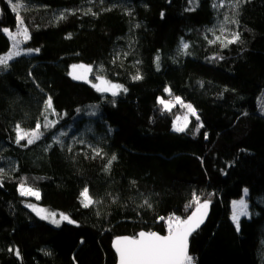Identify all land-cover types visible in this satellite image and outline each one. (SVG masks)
<instances>
[{
    "label": "trees",
    "instance_id": "obj_1",
    "mask_svg": "<svg viewBox=\"0 0 264 264\" xmlns=\"http://www.w3.org/2000/svg\"><path fill=\"white\" fill-rule=\"evenodd\" d=\"M20 2L30 38L0 66V264H117L115 239L167 235L168 217L195 211L194 194L212 213L191 237L192 264H264V0ZM16 25L0 0V55ZM80 64L127 91L73 79ZM184 105L203 123L178 132ZM37 123L43 135L18 144L16 126ZM22 183L74 223L43 221ZM244 197L237 228L232 203Z\"/></svg>",
    "mask_w": 264,
    "mask_h": 264
},
{
    "label": "snow or ice",
    "instance_id": "obj_2",
    "mask_svg": "<svg viewBox=\"0 0 264 264\" xmlns=\"http://www.w3.org/2000/svg\"><path fill=\"white\" fill-rule=\"evenodd\" d=\"M239 0H237V3ZM12 5V11L16 13L17 25L15 32L10 31L7 28L3 29V32L8 36L11 41V51L4 55H0V66L7 67L9 61L14 57L21 55L20 45L26 42L29 36V30L25 26L23 18L20 16V9L23 8V4L20 0L13 3V0H9ZM215 6V5H214ZM61 19L64 17L61 16ZM235 23V21H233ZM223 31V29H221ZM220 37H217L219 40ZM239 40V34L233 33L232 38L227 40V43H235ZM188 45L183 44V48L187 49ZM35 51H39L38 49ZM92 71L91 67L85 65H73L72 72L70 75L73 79H81L85 82L87 81V74ZM135 80L141 79L139 75L133 77ZM96 80L99 81L98 84H93L92 86L98 92H110L113 96H116L121 91H127L121 85L114 84L111 81L104 79L102 76L97 75ZM166 91H168L166 89ZM160 103L164 106L166 110H170L171 102H165L161 100ZM176 103H182L179 97H176ZM189 111L195 115V110L191 105H185ZM52 109V100L48 98L45 104V110ZM53 114L55 111L53 109ZM197 119H199L197 117ZM47 121V117H45ZM54 121H47L43 127L48 128L54 126ZM187 126V117H185V122L181 126H175L174 130L178 132H183ZM202 127V125H201ZM199 129H197L198 131ZM43 133L41 132V124L37 123L35 129L32 131H25L19 125L16 126V142L19 144L21 141L26 140L28 144L34 143L38 140ZM96 155H100L97 151ZM116 157L112 156L111 160H115ZM111 161H109V167ZM246 193V190H245ZM21 195H32L39 199V192L35 191L30 187H25L22 183L20 185ZM81 203L82 206L87 208L93 204V200L89 195L88 189L85 188L81 192ZM147 203V201H146ZM192 204H195V211L187 219H181L178 216H170L167 218V235H160L156 232H145L141 231L133 237H120L115 239L113 242V248L118 255L119 264H192V257L188 254V237L191 233L199 227L207 214V209L209 207V202H200L199 197L195 194L193 196ZM189 205V207L192 206ZM33 208V211L37 215H41V218L51 217V222L59 226L60 221H67L68 223H74L68 216L60 214V219L57 220L56 213H49L48 216L42 215L44 209H37L32 205H28ZM247 205L243 200L233 203V215L232 219L239 227V217L241 215H246ZM164 219V218H161ZM19 255V253H17Z\"/></svg>",
    "mask_w": 264,
    "mask_h": 264
},
{
    "label": "rangeland",
    "instance_id": "obj_3",
    "mask_svg": "<svg viewBox=\"0 0 264 264\" xmlns=\"http://www.w3.org/2000/svg\"><path fill=\"white\" fill-rule=\"evenodd\" d=\"M22 49H23V46H22V44L20 45V52L22 53ZM12 50V49H11ZM10 50V51H11ZM24 51V50H23ZM24 53H26V52H24ZM28 54L30 53V52H27ZM22 55V54H21ZM20 56V55H19ZM18 56H16V57H14L11 61H13L14 59H16ZM11 61H9V62H11ZM80 65H82V64H80ZM86 66V65H85ZM71 72H72V67H71ZM91 73V72H90ZM90 73H88L87 74V81L88 82H86V83H89V84H98L99 83V81H93V80H91V78H90ZM77 80V79H76ZM78 81H82V82H85L84 80H81V79H79ZM106 93H109V94H111L110 92H106ZM164 94L166 95V92H164ZM162 100H164L166 103L167 102H171V101H169V98L167 97V96H164L163 97V99ZM172 103V102H171ZM184 107H185V105H184ZM170 108H172V104H171V107ZM185 109H186V111L187 110H189L187 107H185ZM190 112V111H189ZM185 117H187V126H186V128H185V130L188 128V126L191 124V122L193 121V120H198V121H200L201 122V124L203 123L202 122V120H201V117H200V115L195 111V115H193L191 112H190V114L187 116V114H185V115H183V116H181V117H179L178 119H177V121H176V126H181V125H183L184 124V122H185ZM197 117L199 118V119H197ZM184 130V131H185ZM222 136L223 137H225V138H228V134H226V133H224V134H222ZM211 138H212V141L213 140H215V138H216V133L213 131L212 132V134H211ZM189 151H191V150H189ZM36 191V190H35ZM39 192V191H38ZM23 196H25V197H27V198H31V199H33L34 200V202L31 204L32 206H34L35 208H37V209H44L45 211H44V213H42V215H45V216H48V214L49 213H56V219L57 220H59L60 219V214H63V213H58V212H53V211H50V210H48L47 208H45V207H43V206H41L40 204H38L37 202H36V200H40V192H39V199H37L35 196H32V195H23ZM241 200H243L244 202H245V204L247 205V208H246V212H247V214L246 215H241L240 217H239V227H240V222H241V220H242V218H244V217H247L248 215H249V205H248V202H247V200H246V197H244V198H242V199H240V200H235V201H233V203L234 202H239V201H241ZM233 203H232V210L234 211V209H233ZM32 211H33V208H31V207H29ZM35 214H37L35 211H33ZM65 215V214H64ZM232 215H233V213H232ZM40 218H41V215H38ZM67 216V215H66ZM42 219V218H41ZM43 221H45V222H47V223H49V224H51V225H53V226H55V227H60V226H62L64 223H66L67 221H60V223H59V226H57L56 224H54V223H52L51 222V217H49V218H44V219H42ZM233 220V219H232ZM234 222V221H233ZM235 223V222H234ZM235 225L237 226V224L235 223ZM238 227V228H239Z\"/></svg>",
    "mask_w": 264,
    "mask_h": 264
},
{
    "label": "water",
    "instance_id": "obj_4",
    "mask_svg": "<svg viewBox=\"0 0 264 264\" xmlns=\"http://www.w3.org/2000/svg\"><path fill=\"white\" fill-rule=\"evenodd\" d=\"M211 213H212V211H211V206L209 205V207H208V209H207V214H206V216H205V218H204V220H203V223H201V224L199 225V227L196 228V229L191 233V235L188 237V254H189V255L191 254V251H190V247H191V237L207 225V223H208V221H209V219H210ZM114 250H115V249H114ZM116 254H117V253H116ZM117 264H119V258H118V255H117Z\"/></svg>",
    "mask_w": 264,
    "mask_h": 264
}]
</instances>
